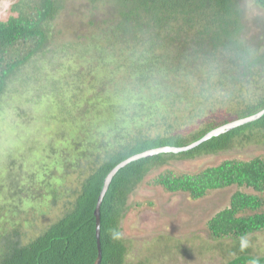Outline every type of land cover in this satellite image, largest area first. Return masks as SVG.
Here are the masks:
<instances>
[{"label":"trees","instance_id":"obj_1","mask_svg":"<svg viewBox=\"0 0 264 264\" xmlns=\"http://www.w3.org/2000/svg\"><path fill=\"white\" fill-rule=\"evenodd\" d=\"M70 1L19 0L11 8L16 15L0 20V102L28 69L24 83L35 81L40 88L56 83L60 89L52 92L61 94L60 82L48 72L59 71L65 60L74 58L85 66L77 80L94 73L93 96L100 103L92 118L85 116L86 107L76 115L66 104V117L80 132L62 135L70 136L73 146L63 164L68 175L78 169V186L62 215L28 243L14 239L18 232L0 233V264H94V212L105 179L117 165L151 149L186 147L218 127L264 110V15L247 12L249 3L264 11V0H83L87 15L80 25L93 29L60 45L55 26ZM37 72L43 83L34 78ZM185 125L191 128L184 130ZM255 141L264 145V115L190 150L141 158L121 168L100 209V264H149L147 248L142 258L132 259L135 246L122 227L132 207L130 198L148 175L172 161L216 155ZM9 161L11 170L15 162ZM7 180L10 187L19 183L11 173ZM148 183L194 199L237 187L230 206L208 222L209 236L231 254L225 264H264V256L253 257L248 240L264 232V196L239 190L264 193L263 157L226 160L195 174L168 167ZM7 190L0 183V198L15 195ZM50 194L56 199L58 190L51 188ZM0 226L7 231L6 222ZM170 244L166 258L181 251V245Z\"/></svg>","mask_w":264,"mask_h":264},{"label":"rangeland","instance_id":"obj_2","mask_svg":"<svg viewBox=\"0 0 264 264\" xmlns=\"http://www.w3.org/2000/svg\"><path fill=\"white\" fill-rule=\"evenodd\" d=\"M18 1L0 0L1 21L16 15L12 13L11 8ZM70 2V7L57 20L55 26L54 35L58 39L56 43L60 45L77 41V34H88L86 30L93 29L88 26L82 28L80 25L81 19L87 15L83 8L85 1ZM248 5L247 12L251 17L264 15V11L255 5L250 3ZM83 63L82 59L75 62V59L71 58L69 61L65 60L66 66L59 71L52 73L49 70V78L54 77L60 82L61 94L52 92L60 89L56 83H49L48 86L41 88L35 81L31 84L24 83L31 74V70L28 69L10 85V90L0 102V183L6 185V190L11 189L15 194L10 198H0V209L2 208L0 224L6 222L7 228L5 232L1 228L0 233L4 236L8 234L15 236V232H18L14 239L22 244L40 235L62 215L71 200L69 198L71 192L78 186V169L69 170L68 175L63 164L73 146L71 137L62 135L67 131L74 134L78 131L77 123L66 117L68 113L66 104L73 107L76 115L83 106L86 107L88 113L85 116L89 117L97 114L96 109L100 105L93 96L96 87V84L92 83L94 73H87L86 79L76 78L78 72L85 67ZM38 64L41 63L38 62L36 66ZM37 74L39 73L37 72L34 78L37 77L38 81L43 83V76ZM97 75L96 73L95 76ZM43 89H49L51 92L43 93ZM205 119V117L196 119L192 127H196ZM182 128L187 130L191 126L185 125ZM256 157L264 158V145H257L255 141L216 155L172 161V165L162 167L148 175L131 196L132 207L122 223L124 237L133 241L135 246L132 259L142 258L140 254L144 255L147 248L150 250L147 254L149 253L151 258L149 264H225L232 258L231 254L226 248L211 240L208 222L215 214L230 206L233 194L238 191L237 187L215 190L204 198L194 199L187 193L167 192L162 187L149 184L148 181L154 174L168 167L179 173L195 174L206 168L218 166L226 160L249 161ZM10 158L15 162L11 170L7 167ZM9 173L19 182L18 185L9 186L7 180ZM51 188L58 190L56 199L50 194ZM239 190L264 196V193H257L248 188ZM14 207L18 211L11 213L10 209L14 210ZM248 240L251 243L253 257H263L264 232L250 236ZM170 243L181 245V251L166 258V252L172 249ZM227 244L229 247V242ZM137 247H140L139 251Z\"/></svg>","mask_w":264,"mask_h":264},{"label":"water","instance_id":"obj_3","mask_svg":"<svg viewBox=\"0 0 264 264\" xmlns=\"http://www.w3.org/2000/svg\"><path fill=\"white\" fill-rule=\"evenodd\" d=\"M264 115V110L260 111L259 113L243 118V119H239L237 121H234L232 123L226 124L224 126L218 127L216 129H214L213 131L209 132L205 137H203L202 139L196 141L195 143H192L191 145H188L186 147H161V148H156V149H151L148 151H145L143 153L137 154L133 157L128 158L127 160L123 161L122 163H120L119 165H117L107 176V178L105 179L104 182V186L102 188V191L99 195L98 201H97V205H96V209H95V218H96V237H97V245H98V257L96 259V262L94 264H100L102 261V249H101V244H100V209H101V205L102 202L104 200V197L109 189V186L111 184V181L113 179V177L116 175V173L123 168L124 166H126L127 164H129L132 161L141 159V158H148V157H152L155 155H159V154H163V153H180V152H184L187 150H190L196 146H198L199 144H201L202 142L214 137V136H219L221 134H224L228 131H231L239 126H242L244 124L250 123L252 121H255L259 118H261Z\"/></svg>","mask_w":264,"mask_h":264},{"label":"clouds","instance_id":"obj_4","mask_svg":"<svg viewBox=\"0 0 264 264\" xmlns=\"http://www.w3.org/2000/svg\"><path fill=\"white\" fill-rule=\"evenodd\" d=\"M247 245L246 244H243L242 247H246Z\"/></svg>","mask_w":264,"mask_h":264}]
</instances>
